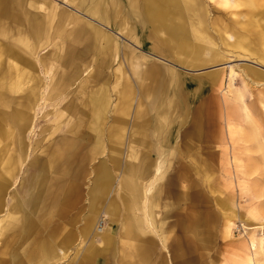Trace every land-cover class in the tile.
Segmentation results:
<instances>
[{
    "label": "rangeland",
    "instance_id": "374dc122",
    "mask_svg": "<svg viewBox=\"0 0 264 264\" xmlns=\"http://www.w3.org/2000/svg\"><path fill=\"white\" fill-rule=\"evenodd\" d=\"M257 1L188 0L193 20L157 2L169 47L143 0H0V264H54L44 245L71 239L56 264H81L91 238L94 264H117L121 223L138 215L146 254L126 264H264V42L235 44L261 20ZM65 135L72 155L49 166ZM91 204L109 243L84 235Z\"/></svg>",
    "mask_w": 264,
    "mask_h": 264
},
{
    "label": "crops",
    "instance_id": "0c3cea01",
    "mask_svg": "<svg viewBox=\"0 0 264 264\" xmlns=\"http://www.w3.org/2000/svg\"><path fill=\"white\" fill-rule=\"evenodd\" d=\"M174 2L177 3L178 6H183V8L187 9L188 8V0H173ZM157 2H163V0H143V6L141 5V11L143 12V14H145L148 18H149V21H150V24L153 25V27L158 30L160 33H162L163 35V28H162V22H157L158 20L154 18V14H153V11L152 9H156L157 6H156V3ZM150 11H151V14H150ZM184 13L187 14V10H184ZM157 22V23H155ZM183 34L186 35L187 34V30H186V27L183 28ZM193 34V32H191V35ZM183 38L186 39V37L183 36ZM188 41V39H186ZM162 41L168 45L169 47H173L175 46V42H177V39H175L174 35L173 34H170L168 35L167 37L164 38V35H163V38H162ZM172 45V46H171ZM3 53V48L0 47V56L2 55ZM163 55V54H162ZM151 70L150 69H147L144 71V73H146L147 76H151ZM6 76V73H0V78L1 79H4ZM11 78H14V80L19 81L20 78H23V71L17 67L15 64H13V73H12V77ZM11 82H13V80H11ZM119 94V93H118ZM128 95H130V92L127 93ZM118 96V95H117ZM104 98H105V93L103 91L101 92H95V96L90 100V105L91 107L89 108V112H90V115H91V125L89 126V128L91 129V132L94 134H96V132H98V128H99V124H100V121L103 117V111H104ZM131 99V97H130ZM8 102H4V106H6ZM119 106L121 107L120 109L121 110H117L118 113L119 111H122L124 105L121 101V103H119ZM118 106V108H119ZM19 110V109H17ZM142 111L139 112V110H136V114L137 116L141 115ZM3 115V114H2ZM16 115V113L14 114V116ZM119 115V114H117ZM1 116V115H0ZM2 118V117H1ZM2 135L1 131H0V136ZM71 139H73L71 136H68V135H65L63 137V140H62V144H60V146H57L54 148L53 150V153L55 155L52 156L51 158V161H50V164H48L49 166H52L53 164L56 163V161L58 160H62V162H65L69 159V157L72 155L73 153V150L75 148V142L72 141ZM59 153V154H58ZM5 161L4 164H7L6 165V171H7V167L9 164H14V157L13 156H8L7 159H4ZM8 172H9V176H12V172H13V167L12 169H8ZM101 173V174H100ZM99 173V176H98V180H102L104 178H106V174L103 173L102 171ZM125 174V173H123ZM139 175H140V172H139ZM149 178L153 179L154 180V177L152 176V173L150 175ZM125 177L127 178H131L130 175L128 174H125ZM136 177H139L138 175H136ZM142 179V178H141ZM38 180V179H37ZM34 183H35V180L33 179L32 180ZM40 182V180H38ZM153 182V181H152ZM133 183V181H132ZM147 184H148V180L146 179V181L144 183H141L140 186V191L141 193L144 195L145 193V189L147 187ZM4 189H5V184H0V207L2 206V202H3V192H4ZM136 190H134L132 192L133 194V199H136L137 198V194H138V188H135ZM27 193H29L27 191ZM151 193V192H150ZM149 195V192H147V194L145 193V196H148ZM28 199H30L29 197H27ZM92 199V198H91ZM94 206H92L91 204V207L89 210V213L87 212V214L84 215V218L85 216L87 215V218L85 220V224H84V228H83V231H84V235L87 236L89 233H92L93 231H95V225H94V228H93V223L95 221V210L93 209ZM119 215L117 213H113L110 215V218L109 220L110 221H113V217L117 218ZM133 219L135 220V224L137 226H134L133 225V221H130V222H126V224L124 225V223L120 222L121 223V228H122V231L119 232V236H121V240H118L119 242V259L117 261V264H126L129 257L130 258H134L135 256H140L139 258H143L144 257V254H146V250L140 245L138 244V242L136 240L133 239L134 237V230L137 231L139 229V231H142L141 229V226L138 225V221L142 220V222H144V218L141 217V215H138L137 218H135L134 216H132ZM138 220V221H137ZM113 222H117V220H114ZM143 224V223H142ZM148 225V224H147ZM86 226V227H85ZM143 226V225H142ZM138 227V229H137ZM94 229V230H92ZM151 229V228H150ZM154 229V228H153ZM114 233L112 232V229L109 227V229L107 231H103L100 235V238L101 240H106V243H109L110 242V239L108 238H111V235H113ZM118 236V237H119ZM108 237V238H107ZM103 238V239H102ZM127 238H129L127 240ZM139 239V237H138ZM90 240H93V242H91ZM95 239L94 238H91V239H88V242L86 245H88V250L85 251V247H84V251L83 253L80 255L82 257L83 255V259H82V262L81 264H94L95 261H93L94 259V256H96V254H99L98 250H97V246L93 247V243H94ZM70 243H68V245L66 244H61V242L57 241L55 243V245L53 247H51L49 244H46L44 245L43 248H56V251L54 252V254L52 256H49L48 257V263H51V262H54V264L58 263L67 253L68 251V248H69V245L71 244L72 242V239L69 241ZM102 242L99 241L97 242L96 244H101ZM99 247V246H98ZM50 258H54V260L50 259ZM98 258L96 257L94 260H97ZM46 260H43V262H46ZM142 261V260H141ZM144 262V261H142Z\"/></svg>",
    "mask_w": 264,
    "mask_h": 264
},
{
    "label": "bare ground",
    "instance_id": "6f19581e",
    "mask_svg": "<svg viewBox=\"0 0 264 264\" xmlns=\"http://www.w3.org/2000/svg\"><path fill=\"white\" fill-rule=\"evenodd\" d=\"M257 6H261L262 8H264V0H258L257 1ZM140 9H142V8H140ZM184 10H187V9H184ZM157 11V10H156ZM191 11V12H190ZM184 13V12H183ZM262 13L263 14H261L260 15V18H261V20L260 21H258L257 23H255V24H250V23H245L248 27H251V29H250V32L251 33H249V35H250V37H246V36H236V38H235V44H251V43H253V42H256V41H262V42H264V10L262 11ZM150 14H151V11H150ZM153 14H154V12H153ZM185 14V13H184ZM187 14H190V18L191 19H189V20H193V18L192 17H194L196 14H195V10L193 11L192 9H190L188 12H187ZM197 17V16H196ZM194 21H192L191 23H193ZM252 23V22H251ZM233 30V29H232ZM192 31L194 32V33H197L194 29H192ZM203 31V30H202ZM204 32V31H203ZM234 32H235V30H234ZM233 32V33H234ZM261 33H263L262 35H260ZM171 34V33H170ZM169 35V34H168ZM235 36V35H234ZM175 37V36H174ZM176 38V37H175ZM218 38V37H217ZM222 38V37H221ZM261 39V40H260ZM218 41H220V40H218ZM224 42V41H223ZM251 42V43H250ZM223 44H225V43H223ZM250 46V45H249ZM237 48V47H236ZM250 48H251V46H250ZM259 57V56H258ZM258 102H259V104L264 108V99H262V98H259L258 99ZM244 109H245V112H246V115H247V117L248 118H250V117H252V115H251V113L249 112V110L247 109V107H246V105H244ZM253 129V128H252ZM248 131V130H247ZM255 132V131H254ZM101 174V173H100ZM103 180V179H102ZM147 193V192H146ZM87 221V220H86ZM86 227V226H85ZM104 227V226H103ZM96 231H99V234H101L103 231H104V229L103 228H100V225H98V227H96L95 226V232ZM256 260V259H255ZM262 262V261H261Z\"/></svg>",
    "mask_w": 264,
    "mask_h": 264
}]
</instances>
